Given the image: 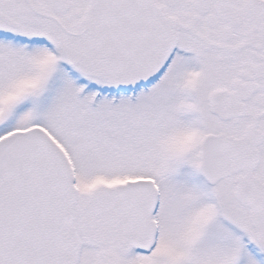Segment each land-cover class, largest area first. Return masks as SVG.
I'll use <instances>...</instances> for the list:
<instances>
[{"label":"snow or ice","instance_id":"1","mask_svg":"<svg viewBox=\"0 0 264 264\" xmlns=\"http://www.w3.org/2000/svg\"><path fill=\"white\" fill-rule=\"evenodd\" d=\"M0 264H264V0H0Z\"/></svg>","mask_w":264,"mask_h":264}]
</instances>
